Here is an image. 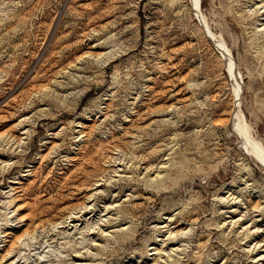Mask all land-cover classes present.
Returning a JSON list of instances; mask_svg holds the SVG:
<instances>
[{
	"label": "rangeland",
	"instance_id": "374dc122",
	"mask_svg": "<svg viewBox=\"0 0 264 264\" xmlns=\"http://www.w3.org/2000/svg\"><path fill=\"white\" fill-rule=\"evenodd\" d=\"M235 115L264 153V0H0V264H264Z\"/></svg>",
	"mask_w": 264,
	"mask_h": 264
},
{
	"label": "bare ground",
	"instance_id": "6f19581e",
	"mask_svg": "<svg viewBox=\"0 0 264 264\" xmlns=\"http://www.w3.org/2000/svg\"><path fill=\"white\" fill-rule=\"evenodd\" d=\"M238 119H240L239 116H238ZM238 119H237L236 115L232 118L233 123L235 124V128L237 129V132L239 133V135H241L243 137V139L246 140V143H247L251 157L257 159L261 163L264 162V153L261 152L260 150H258V148L255 145L251 144V142L249 141V139L246 135V129H245L244 125L241 126L237 122Z\"/></svg>",
	"mask_w": 264,
	"mask_h": 264
}]
</instances>
